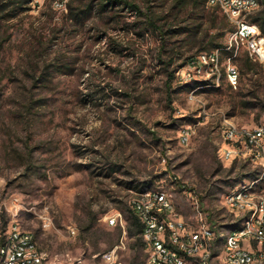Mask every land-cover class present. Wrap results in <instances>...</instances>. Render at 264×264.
<instances>
[{"label": "rangeland", "instance_id": "1", "mask_svg": "<svg viewBox=\"0 0 264 264\" xmlns=\"http://www.w3.org/2000/svg\"><path fill=\"white\" fill-rule=\"evenodd\" d=\"M54 1L0 13V222L31 232L50 260L89 263L118 243L122 229L108 216L119 211L127 226L119 257L143 264L141 241L128 232V201L142 185L164 190L187 223L197 221L190 192L205 216L229 221L221 194L243 172L239 163L228 172L233 160L221 159V130L264 123V63L243 71L242 47L232 60L235 87L224 76L169 81L215 34L226 44L231 24L215 27L220 10L151 0L167 17L164 29L192 31L162 35L141 28L144 18L122 3L75 21L71 0L66 11ZM128 1L145 10L146 0ZM258 187L264 195V174Z\"/></svg>", "mask_w": 264, "mask_h": 264}, {"label": "built area", "instance_id": "2", "mask_svg": "<svg viewBox=\"0 0 264 264\" xmlns=\"http://www.w3.org/2000/svg\"><path fill=\"white\" fill-rule=\"evenodd\" d=\"M69 0H55L54 7L67 10ZM216 6L232 25L224 49L229 52L222 68V50H203L188 58L176 71L181 83L204 79L218 83L224 76L235 87L239 69L232 62L240 48L257 63H264V32L250 15L264 9V0H206ZM221 159L237 160L258 167L259 174L239 181L221 194L230 220L209 221L199 207L197 193H189L197 215L195 224L187 223L171 197L160 189L144 190L129 199L131 211L141 225L137 234L146 254L143 264H264V195L259 180L264 174V123L254 127L228 122L222 127ZM188 143L189 130L180 134ZM108 224H119L122 234L110 249L93 262L50 260L36 238L14 220L0 222V264H126L119 257L125 248L126 224L119 211Z\"/></svg>", "mask_w": 264, "mask_h": 264}, {"label": "trees", "instance_id": "3", "mask_svg": "<svg viewBox=\"0 0 264 264\" xmlns=\"http://www.w3.org/2000/svg\"><path fill=\"white\" fill-rule=\"evenodd\" d=\"M147 4L145 7V10H142L141 5L138 2H133V1H128V0H84V1H79L78 3L74 4V1L71 0L68 4V11L67 15L68 18L73 19L75 21H80L84 17H87L91 14V12L96 9L97 11H107L117 5L118 3H122L123 5L127 6L130 8L131 11H135L139 17H143L144 21L141 24V28L148 29L149 27H152L154 30H158L162 33V35L165 34H170L174 35L177 33H187V32H192L187 26H178V27H172V25L169 23L168 28L164 29V25L167 23V17L166 15H160L159 13L155 12L151 5L149 4L151 0H146ZM194 2V4L197 6L200 0H178V3L180 7L182 6H190L191 2ZM206 3V0H203ZM27 0H0V13L5 11L7 8H9L12 5H21L22 3H26ZM207 5V4H206ZM214 9H218L216 6H209ZM219 10V9H218ZM250 19L253 22H256L260 29L264 32V9L256 11L250 15ZM219 25H216L215 27H225L228 24H231L230 21L227 19L226 15L222 13L221 16V23H218ZM232 29V25H231ZM230 29V30H231ZM200 32V24L196 26L195 29H193V33H188V34H195ZM222 35V32H219L215 34L211 39L208 40L207 46H202L200 48V51L203 50H212V49H221L223 54L225 56L229 55V52L224 49L225 45L218 39L219 36ZM199 51V52H200ZM186 63L183 62V64ZM257 62L253 61L248 54L246 53L245 56H243V61H242V66H243V71L244 70H251L255 66ZM170 61L166 63V65H169ZM182 65V64H181ZM65 68H69L68 64H63ZM180 66V64H179ZM241 66V67H242ZM179 68V67H178ZM170 70L167 75L169 81L175 78V73L177 69ZM59 69V68H58ZM264 106V103H263ZM239 163V167L241 168V172H243L239 177H237L234 180L233 184L231 187L236 185L239 181L247 178H253L259 174V169L258 167H253L252 165L243 163V162H238L237 160H233L231 167L228 169V172L233 171L234 167L236 164ZM147 185L144 184L141 187V191H144L147 189ZM209 221H212V215L208 216ZM131 221L134 224V229H129L128 232L129 234H138L139 231L141 230V225L139 223L138 218L136 215L132 212L131 214ZM5 224V221L3 222Z\"/></svg>", "mask_w": 264, "mask_h": 264}]
</instances>
